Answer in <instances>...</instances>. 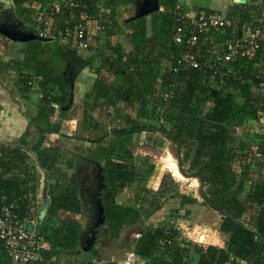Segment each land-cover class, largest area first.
I'll return each instance as SVG.
<instances>
[{"label":"trees","instance_id":"16d2710c","mask_svg":"<svg viewBox=\"0 0 264 264\" xmlns=\"http://www.w3.org/2000/svg\"><path fill=\"white\" fill-rule=\"evenodd\" d=\"M248 1L238 4V12L241 21H251L257 27L258 56L262 57L264 14L261 7L249 4L256 0ZM133 2L105 0L110 9L106 17L108 32L90 43L92 54L89 59L62 46L56 48V55L49 57L54 65L55 56L60 59L67 57L71 63L84 64L93 75L92 93L85 95L81 107L79 119L83 122L82 130L93 125L90 102L100 100L102 105L111 107L117 117L109 133L112 138L106 145L102 144L103 138L91 140L78 136V139L97 143L92 157L102 159L99 166L105 182L101 194L105 215L103 229L107 236L117 238L123 228L134 226L140 219L148 218L159 210L166 198L179 196L182 207L197 201L196 197L179 194L174 188L169 193L170 186L167 187L164 175L156 190L145 186L154 166L148 162L137 166L130 146L134 133L148 129V125L139 118H157L160 121L159 131L172 141L179 159L182 156L179 165L188 160L186 170L181 168V171L197 178L201 183L200 193L226 212L218 228L229 236L226 247L212 244L197 247L196 264H240L242 261L246 264H264V166L252 158L249 151L251 145L261 141L257 142V138L248 130L239 135L229 131L233 124L256 120L258 111L264 107V95L251 91L249 84L245 83L254 67L248 64L240 71L241 79H245V82L227 79L223 87L210 84L199 71L192 68L174 72L171 67L177 48L171 40V29L176 0H160L161 8L157 11L131 21L125 18L120 23V10L126 5H133ZM32 10V5H28L19 13L30 16ZM230 17L234 18L232 15ZM121 24L130 29L125 34L126 41L131 44L127 52L117 41L120 33L117 30L121 29ZM113 29L116 31L112 32ZM146 39L151 42L148 50L145 47ZM32 42L36 51L28 57L30 62L36 64V75H42L40 86L44 93L39 116L46 121V125L41 126L40 121L28 119L40 126L38 137L30 146H24L25 143L21 144L23 146H0V206L4 202H13L20 218L25 217L28 208L36 201L39 185L37 167L45 170L49 204L44 217L39 219L38 230L50 248L41 253V260L25 264H61L62 259L69 260L74 255L81 230L84 204L79 194V179L74 173L79 157L64 153L60 146L46 139L45 133L54 131L47 122L54 110L51 103L59 104V114L63 118L74 115L69 112L71 106L66 110L61 109L67 103L70 89L68 70L64 71L63 76L56 75V79L51 77L53 72H45L46 68L41 66L39 56L45 52V49H41L42 42ZM160 61L166 62L165 68L161 67ZM25 63L11 60L6 65L20 72L22 65L27 67ZM27 70L22 73L26 78L30 76ZM252 83H256V80L253 79ZM57 89L60 91H55ZM162 92L170 95L163 98ZM29 151L34 152L35 158ZM183 154L187 156L186 159ZM84 160L92 158L86 157ZM68 169L73 172L68 174ZM127 186L134 188L133 206L117 200V195ZM241 193L244 195L240 196ZM140 234L133 249L146 264H188L176 242L175 230L156 225ZM165 236L171 242L159 243ZM94 246L90 252H94ZM0 264H11L2 245Z\"/></svg>","mask_w":264,"mask_h":264},{"label":"built area","instance_id":"2783aa9c","mask_svg":"<svg viewBox=\"0 0 264 264\" xmlns=\"http://www.w3.org/2000/svg\"><path fill=\"white\" fill-rule=\"evenodd\" d=\"M30 17L22 20L25 28L38 36L56 41L64 48L76 53L90 54L93 33L104 37L108 24L106 17L110 13L105 0H35ZM244 2H246L244 0ZM243 2V3H244ZM186 9L175 3L174 22L171 40L177 48L174 72L192 68L199 71L214 86L223 87L227 79H241V70L252 64L250 78L241 79L248 83L250 90L264 95V55L258 56V29L251 21L231 18L224 11L216 9H196L190 3ZM10 5L15 8L13 0ZM201 57V59H199ZM263 67V68H262ZM35 78L41 79L36 75ZM253 79L256 83H252ZM28 88H33L34 78L25 81ZM163 98L170 94L162 92ZM57 110L59 105L51 103ZM256 121L260 124L262 141L249 147L252 158L264 166V107L258 111ZM246 123V124H245ZM250 120L243 124H233L229 131L234 135L241 133V128L250 127ZM36 205L28 208L26 216L20 218L13 202H4L0 206V245L3 246L11 264H25L41 260V253L50 248L48 241L39 233V217L34 213ZM180 228L179 224H175ZM140 232L133 234L136 240ZM198 237V236H197ZM197 242H200L198 238ZM171 239L165 236L159 241L169 244ZM127 264H144V261L130 249L125 252Z\"/></svg>","mask_w":264,"mask_h":264},{"label":"rangeland","instance_id":"374dc122","mask_svg":"<svg viewBox=\"0 0 264 264\" xmlns=\"http://www.w3.org/2000/svg\"><path fill=\"white\" fill-rule=\"evenodd\" d=\"M177 2L180 3L183 9L187 8L185 0H176V3ZM159 3H160V0H159ZM191 5H193V7H195L196 9H202V10L216 9L218 11L224 12L226 9L225 7L223 8V5H224L223 0H192ZM133 7L134 6L132 4H129L120 10L121 13L118 17V20L120 23H123V19L129 18L133 14V10H134ZM0 10L3 11L6 9L0 8ZM1 11H0V19H3L2 17L7 16V14L10 15V12H11V10H6L3 12ZM12 12L17 14L15 10L13 11V9H12ZM120 28H121L120 30H117L120 32L117 35V41H119V43L122 44L123 48H125L124 49L125 52H127L131 48V44L126 41L125 34L129 33L130 29L125 27L123 24H121ZM114 31L116 30L113 29L112 32ZM107 32L108 30H106V33ZM92 35L94 36V38H99V39L102 38L98 36L97 33H93ZM3 42L6 43V40H4ZM153 44L156 48V44L155 43ZM150 45H151V42L148 39H146L145 41L146 50L149 49ZM41 46H42L41 49H45V52H43V54L46 53L45 55H48V54L54 55V50L58 48V42L49 40L46 42H42ZM33 48L35 49V47ZM155 48H152V49L155 50ZM30 49H28V51H30ZM6 52H7V49H6ZM27 52L25 53L27 54ZM77 54L82 56L84 59H87V58L89 59V55H90L87 53L86 54L77 53ZM151 56H152V53H151ZM26 57L27 59L25 61L27 63L25 64L27 65V67L23 66L21 68L19 72L20 75L23 72L24 73L28 72L27 69H30V68H32V70L36 69L35 67L36 64L34 62H30L29 61L30 58L28 56ZM52 62L53 61H51V63ZM160 62H162V64H160L161 67L165 68L164 65H166V62L164 63L163 61H160ZM11 69H12L11 74L14 75V72H17V71L14 68H11ZM18 75H19L18 73H15L16 78H19ZM22 75H24V77L23 79L20 77L22 79L21 86L25 85V80L34 78L35 87L33 89L37 88L36 87L38 86L37 81L39 79L35 78L36 76L35 72H31L28 78L25 77L26 76L25 74H22ZM56 77H54V79H56ZM25 87L27 88L28 86L25 85ZM69 91H68V95H69ZM237 100H240V98H238ZM81 107H82L81 104H78V106L75 105L74 108L72 109L74 117L78 116L77 118L78 121H73L70 123H66L64 125H58L56 123L55 124L52 123L51 129L54 130L53 132H58V135L57 136L52 135L50 137L49 136L47 137V134H46V139L50 143L60 146L61 150L64 153L66 152L71 153V154H74L76 157H79L78 159H76V162H75L76 168L74 170V173L78 176V179H79V183H80L79 184V194L84 204L83 214L80 219V222H81L80 231L82 232L84 229H87L90 226L89 224L92 220L93 215L95 214V211L92 208L94 204L91 201L90 196H91L92 191L97 189V187H100L102 183V173H101L100 166H99L102 159L101 157L100 158L92 157L93 152L97 148V143L86 141L85 139H78V136L80 135L85 138L88 137L91 140H93L94 138L95 139L103 138L101 140L102 144L106 145L108 142H110L112 138V136L109 133H110V130L114 127L115 123L117 122V117L114 115L115 112L113 111L111 107H106V106L104 107V105H102V107H98L96 111H93V115H94L93 117L95 118L94 119L95 125L91 129L82 130L83 122L81 123V120L79 119L81 117ZM31 118L36 119L38 117L35 115ZM139 119L141 122H144L145 124L148 125L147 126L148 129L141 131L139 133H134L132 136V143L130 146V150L133 153V158H134L133 161L135 162V164L141 167L143 166L145 162H148L149 164H152L154 166L153 171H152L153 173L157 165L162 162V159L163 160L165 159V156L168 153V154H171V156L176 160L178 168L181 172V175L173 176L168 169L163 168L162 174L160 176H156L154 172V176L152 177V180H151L152 182L149 183L150 176L152 174L151 173L146 179L145 186L149 188L150 190H156L159 187V184L156 186H154V184H157L158 180L162 178V176L164 175L166 176L165 180H166L167 187L170 186L169 193H171L174 188V190L178 192L179 194L183 193V194H188L192 197H196L197 201L193 204L184 205L182 209L180 208L181 209L180 214H177L178 212L177 208L179 205L180 197L176 196L173 198H166V200L162 203V207L159 210H156L155 212L151 213V215L148 218L145 217V218L140 219L136 225L127 227V229L125 230L124 242H126L130 246V243L131 244L133 243V241H131V238L135 232L142 233L146 228L153 226L154 224L164 225L166 223L165 226H167V223H168L169 227H166V228L175 230L177 232L176 242L179 243L178 245L181 247V249L184 252L185 262L188 264H196V260H197L196 259V255H197L196 248L197 247H201V246L203 247L209 244H213L215 246L220 247V245H222V241L224 237L228 236V234H225L218 230L220 222L222 220L221 215L219 214V212L209 207L206 203L202 201V198L200 195L201 187H199L201 186L200 181L197 178L191 177L189 173H183L181 171V168L186 170L188 166V160H184L186 159L187 156L183 154L184 161L181 167L179 165V160L182 158V156L179 159V156L177 155L175 146L173 145L172 141L167 136H165L164 133L159 131L160 121L157 120V118H150V117H142ZM250 124H251L250 129L248 127H244L243 129L241 128V132L244 130H248L249 132L252 133V135H254L257 138V142L262 141V135L260 134L261 133L260 124H258L256 121L252 119L250 120ZM40 125L45 126L46 124H44V122H40ZM38 131H39L38 128L34 130L35 132L34 135H36V137H34L35 139L38 137ZM27 132L29 133L30 129H28ZM46 133H49V132H46ZM86 157L92 158V160L85 161L84 158ZM80 158H83V159H80ZM40 170L42 169L40 167L39 168L37 167V174L39 177V182L41 181V174H42ZM72 172H73L72 169H68L67 171L68 174H71ZM160 181L161 179L159 180V183ZM38 188H39V185H38ZM123 191L125 192L124 196L123 194L117 195L118 202L133 206L134 205L133 186L125 187ZM243 195L244 193H241L240 196H243ZM35 205L36 206L34 209V213H36L35 214L36 217H39L40 211L42 209V200H40V198L36 199ZM167 210H169V212L171 211V213L170 214L169 212L167 213ZM181 217L184 219L181 220ZM176 218H178L181 221L180 224L182 227H180V229L173 227V224H174L173 221ZM203 227H208L206 231L207 237L205 241L197 242L195 238L201 232H202L201 234H203V229H204ZM99 235L101 239H100V244L97 245L98 248H100V246L102 245L105 246L106 245L105 241L106 239L108 240V238H106L108 236L106 232L104 231V229L103 231H101ZM114 249H117V245H115ZM123 253L124 251L121 254Z\"/></svg>","mask_w":264,"mask_h":264},{"label":"crops","instance_id":"0c3cea01","mask_svg":"<svg viewBox=\"0 0 264 264\" xmlns=\"http://www.w3.org/2000/svg\"><path fill=\"white\" fill-rule=\"evenodd\" d=\"M223 1H224L223 8L224 7L226 8L225 11L230 16L232 15L234 18L240 19L241 17H240L239 12H238V10L240 9V6H238V3L233 2V0H223ZM245 1L249 2L248 0H245ZM10 2H11V0H0V8L6 9V10H11L10 15L7 14V17L15 20L21 24H22L23 19L25 20V19L29 18L30 16L27 15L26 13L24 14L25 16L20 15L21 12L19 13V11L20 10L23 11L25 6L34 5V3H36L35 0H13V2L15 4V8L13 9V7L10 5ZM190 2L192 3V0H187L188 4ZM249 4H253V5H257V6L261 7L263 14H264L263 0H256V1H253L252 3H249ZM249 4H247V5H249ZM18 8H20V9L18 10ZM12 9H13V11L15 10V12L17 14L13 13ZM6 10H3V11H6ZM3 11H1V12H3ZM22 26H23V24H22ZM4 40H6V43L3 42ZM41 42H43V41H41ZM58 46L60 47L59 44H58ZM33 47H34V42H32V41L14 42V41L8 40V39L0 36V146H4V145L5 146L9 145L12 147L19 146V145L23 146L21 144L25 143L24 146L28 147L35 140L34 137H36V135H34L35 134L34 130L37 128L39 129V127H40L39 126L40 124L39 125L33 124V123L29 122L28 119H34L31 117L36 115L38 117V118L34 119L36 122L40 121V122H44V124H46V121L41 116H39V110H40L39 107H41V100H42L41 97H42V94L44 93V89H42L40 86V82L42 80V75H38L41 77V79L37 81L38 82V86H36L37 88L33 89L35 86H33V88H31V89L28 87L26 88L24 83H23L24 86H21V81H22L23 77H21L22 79L19 76H18L19 78L15 77V73H19V72L16 70L17 72H14V75L11 74L12 69L6 65V63L11 61V60L12 61H18L19 60V62L25 61L27 59L26 56H31V55L35 54L36 49H34ZM8 48H9V50H8ZM6 49H7V52H6ZM28 49H30V51H28ZM56 51H57V49L54 50V54ZM25 52H27V54ZM28 53H30V54H28ZM91 54L92 53H90V55ZM50 55L51 54H48V55L44 54V55L40 56V58H41V66L46 68L45 72H49V71L53 72L51 74V77L52 76L56 77V75H62L63 76V72L65 70H69L70 67L72 66V64H76V63H71L69 58H67V57H65L64 59H60V58H56V56H55L56 65H54L53 62L51 63V60L49 58ZM70 64H71V66L69 67ZM21 67H23V65ZM35 71H36V69L35 70H32V68L29 69L30 73L35 72ZM92 82H93V75L90 71H88V68L84 65V68L82 69L81 73L77 77L75 84H74L72 102L69 105V106H71V108L68 107L69 112L70 111L72 112V109L74 108L75 105L78 106V104H81V106H82V103L85 102V99H86L85 95L90 92ZM55 91H60V89L59 90L57 89ZM90 93H92V92H90ZM68 98L69 97H67V103L66 104H68ZM87 101L90 102L89 99ZM90 103H91V104H89L90 114L93 117L94 116L93 111H96V109L98 107H102V104H101L100 100L97 103H94V102H90ZM58 113H59V109L53 110L52 113L48 116L47 122H48V124H50V126H52L51 125L52 123L53 124L56 123L58 125H64L66 123L78 121V119H77L78 116L72 117V118H63ZM94 119L95 118L93 117L92 127L95 125ZM76 124H77V122H76ZM92 127H90L89 129H91ZM28 129H30L29 133L27 132ZM36 134H37V132H36ZM45 134H47V137L48 136L50 137L52 135L57 136L58 132H49V133H45ZM29 154H30V152H29ZM155 171H156V169L154 170V172ZM40 172L42 173L41 174V181L39 182V188H38V191L36 194V199L40 198V200H41L42 199L41 198L42 197L41 196V186H42L43 172H42V170H40ZM154 172L150 176L149 183L152 182L151 180H152V177L154 176ZM179 172H180V170H179ZM180 175H181V172H180ZM156 176H158V174H156ZM159 180H158L157 184H154V186L159 184ZM121 194H123V196H124L125 192L122 191ZM179 202H180V199H179ZM124 205L131 206L129 204H124ZM179 205H180V203H179ZM179 205L177 208L178 209L177 214H180V211L182 209V206H179ZM168 212H169V210H167V213ZM170 213H171V211L169 212V214ZM178 218H176V219H178ZM176 219L173 221V223L179 224V227H182L180 224L181 221L179 219L178 220H176ZM183 219L184 218L181 217V220H183ZM174 224H173V227L176 228V226ZM164 225H166V223ZM153 226H156V224H154ZM166 227H169L168 223H167ZM203 228H205V231L203 230V234L201 235V233H202L201 232L198 235V240L200 242L205 241V239L207 237L206 231H207L208 227H207V229H206V227H203ZM126 229H127V227L123 228V230L121 231V234L117 238H112L109 236L106 237V238H108V240L106 239V241H105L106 245L105 246L102 245V246H100V248H98V246H97L98 244H100L101 237L99 236L95 242L96 246H95L94 252H90L86 256L82 257L79 260V262H77V264H87V263H89V264H127L125 262V260L123 259L124 254H125V252L128 251V249L130 250V249L134 248V244H135L136 240H134L132 237L131 241H133V243L132 244L130 243V246L126 242H124ZM177 229H180V228H177ZM228 238H229L228 236L224 237V239L222 241V245H220V247H222V248L226 247ZM115 245H117V249H114ZM123 251H124V253L121 254ZM122 256H123V258H122ZM196 259H197V255H196ZM61 264H75L74 255H72V257H70L69 260L62 259ZM144 264H146L145 261H144ZM240 264H246V263L242 261Z\"/></svg>","mask_w":264,"mask_h":264},{"label":"water","instance_id":"95a60500","mask_svg":"<svg viewBox=\"0 0 264 264\" xmlns=\"http://www.w3.org/2000/svg\"><path fill=\"white\" fill-rule=\"evenodd\" d=\"M233 2L240 4L243 3L244 0H233ZM133 6H134L133 14L129 18H126L125 19L126 21L127 20L131 21L133 19L141 18L143 16H148L152 12H155L158 9H160L159 0H134ZM0 36L14 42H27L33 40H40L43 42L49 41L48 38H43L38 36L35 32L25 28L24 26H22L21 23L13 19H5V20L0 19ZM83 68H84V64H72V66L68 70V82L70 85V92L68 96L69 97L68 104L64 105L61 108L62 110H66L71 104L74 84ZM29 152L31 156L35 158L34 152L33 151H29ZM42 172H43L42 186H41L42 209L39 215L40 220L44 217L49 204V197L46 192L48 187L47 172L45 170H42ZM101 173H102V183L100 187H97V189L92 191L90 196L91 201L94 204L92 208L94 209L95 214L93 215L92 220L89 224L90 226L87 229H84L82 232L80 231L79 233L77 240V247L74 253L75 264H77V262H79V260L82 257L86 256L90 252V250L92 249L98 238V235L103 229L105 215H104L103 204L101 201V194L104 191L105 182H104V173L102 171ZM200 195L202 201L205 202L209 207L219 212L222 219L225 217L226 212L224 209H222L219 205L213 203L212 201L208 200L204 194L200 193Z\"/></svg>","mask_w":264,"mask_h":264},{"label":"bare ground","instance_id":"6f19581e","mask_svg":"<svg viewBox=\"0 0 264 264\" xmlns=\"http://www.w3.org/2000/svg\"><path fill=\"white\" fill-rule=\"evenodd\" d=\"M167 154L165 156V159L164 160L162 159V162L157 165L155 174H158V176H160L162 174L163 168H166L173 175H175V176L180 175L176 160L171 156V154H168V155ZM206 229H207V227H206ZM203 230L205 231V228Z\"/></svg>","mask_w":264,"mask_h":264},{"label":"flooded vegetation","instance_id":"af4514ba","mask_svg":"<svg viewBox=\"0 0 264 264\" xmlns=\"http://www.w3.org/2000/svg\"><path fill=\"white\" fill-rule=\"evenodd\" d=\"M5 17H6V18H5ZM2 18H3L2 20H5V19H7L8 17H7V16H3ZM4 18H5V19H4ZM8 19H10V18H8Z\"/></svg>","mask_w":264,"mask_h":264}]
</instances>
